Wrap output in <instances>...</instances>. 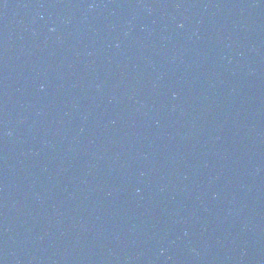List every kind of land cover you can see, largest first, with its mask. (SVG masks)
Wrapping results in <instances>:
<instances>
[{"label": "water", "instance_id": "water-1", "mask_svg": "<svg viewBox=\"0 0 264 264\" xmlns=\"http://www.w3.org/2000/svg\"><path fill=\"white\" fill-rule=\"evenodd\" d=\"M0 264H57L29 242L0 211Z\"/></svg>", "mask_w": 264, "mask_h": 264}]
</instances>
